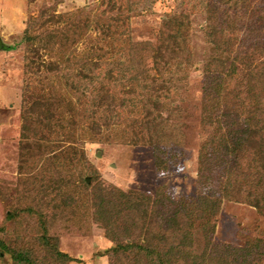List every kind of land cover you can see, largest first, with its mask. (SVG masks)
Here are the masks:
<instances>
[{"label": "rangeland", "instance_id": "obj_1", "mask_svg": "<svg viewBox=\"0 0 264 264\" xmlns=\"http://www.w3.org/2000/svg\"><path fill=\"white\" fill-rule=\"evenodd\" d=\"M213 1L214 5L226 4V0ZM207 2L0 0L1 243L29 250L33 255L53 257L57 252L66 253L70 260L63 264H114L109 250L112 242L93 221L92 208L86 202L89 192L76 186L77 167L85 170L82 177L88 179L87 183L98 180L103 186L124 192L152 193L162 186L172 198L195 194L199 148L207 136L212 139L220 135L213 125L202 122V90L206 84L203 64L210 53L205 37ZM253 4L261 6L264 1L253 0ZM170 11L187 12L190 23L186 45L170 53L169 65L163 67L169 79L166 89L155 92L158 84L150 82L163 66L160 63L153 67L149 57L156 52L150 50L143 53L148 56V71H142L141 64L134 65L132 91L137 94H128L130 82L121 78L128 73L122 65L127 53H133L142 42L152 44L149 48L153 49L156 40H162L161 20ZM231 12L226 19L217 11L215 25L264 27V17L256 19L249 12ZM66 40L69 42L63 43ZM70 40L76 41L71 44ZM59 54L64 59L84 56L96 64L106 62L98 72L117 77L111 81L115 86V94L111 92L114 101L108 100L107 108L99 102L93 107L95 114L97 110L99 115L107 114L97 118L99 132L95 137L79 138L83 129L90 128L86 123L85 128L79 127L80 117L72 111L76 97L64 85L59 87L60 79L55 75ZM62 70L72 71V67ZM142 95L148 96L156 109L153 106L152 117L141 128L144 130L132 139L116 113L119 106L125 110V105ZM33 105L37 109L34 118L38 120L32 124L36 132L32 140L37 142L26 157L22 126L29 122L25 115ZM50 110L53 119H45L44 112ZM148 139H153L152 143ZM77 158L82 165L74 163ZM66 180V185L57 187ZM213 187V180L205 185ZM69 193L75 201L72 199L66 207L62 199ZM237 200L221 201L212 235L217 246L228 243L240 247L254 239L264 240V207ZM41 221L47 226L44 235ZM0 264L18 263L0 247ZM51 264L62 263L54 258Z\"/></svg>", "mask_w": 264, "mask_h": 264}, {"label": "trees", "instance_id": "obj_2", "mask_svg": "<svg viewBox=\"0 0 264 264\" xmlns=\"http://www.w3.org/2000/svg\"><path fill=\"white\" fill-rule=\"evenodd\" d=\"M252 1L226 0L223 6L214 5L213 0L207 2L205 37L210 45V53L203 64L206 84L202 90V122L213 125L220 135L212 139L207 136L199 148L197 189L194 195L172 198L162 186L152 193L139 190L124 192L103 186L98 180L87 183L82 177L85 170L77 167L76 186L89 192L86 202L92 208L93 221L112 242L109 250L113 252L114 264H171L179 261L182 264H264V240L254 239L240 247L228 243L217 246L212 240L223 199H239L237 201H247L257 208L264 207V27L215 25L217 11L226 19L231 11L249 12L250 17L262 19L264 4L252 5ZM227 3H231L229 8ZM189 23L187 12L170 11L161 20L162 40H156L153 49L149 48L152 44L142 42L138 44L142 47L127 53L128 57L122 65L128 73L121 78L130 82L128 94L133 92L135 85L134 65L141 64L142 71H148L145 65L148 56L143 53L150 50L156 52L149 57L153 67H158L160 63L163 65L159 75L151 76L150 82L158 84L155 92L166 89L169 79H166L168 72L163 71V67L169 65L170 53L186 45ZM75 41L70 40V43ZM59 56L55 65V75L60 79L59 87L64 85L76 97L72 111H77L80 117L79 127L85 128L83 125L86 123L90 128L83 129L79 138L95 137L99 132L97 118L101 119L102 115L107 114L99 115V110L95 114L93 107L95 102H99L107 108L110 105L108 100L114 101L115 86H112L111 81H116L117 77L112 78L111 74L104 76L98 72V67L102 64L106 66V62L96 64L87 61L88 58L84 56L80 59H64L62 54ZM69 66L72 71H65L64 74L62 69ZM61 79H64L63 84ZM159 95L156 94L157 97ZM153 106L156 109L152 100L142 95L140 99L136 98L125 105V110L118 107L117 119L126 125L129 137L134 139L138 137V131L141 133L144 130L141 128L152 117ZM27 109L25 118H29V122L22 126L26 139L22 150L26 157L35 150L33 146H36L37 141L32 138L35 139L36 132L32 124L38 120L37 116L34 118L37 112L34 105ZM44 113L45 119H53L51 110ZM148 140L150 143L153 141ZM77 156L81 157V154ZM74 163L80 166L82 160L77 158ZM210 171L214 176H210ZM210 180H213L214 187L205 188ZM60 182L58 188L66 185L68 180ZM72 199L75 198L69 193L63 196L62 204L68 207ZM41 223V235H44L47 226L43 221ZM0 247L2 251H9L18 264H51L54 258L63 264L70 260L63 252H57L52 257L33 255L29 250H16L1 242Z\"/></svg>", "mask_w": 264, "mask_h": 264}, {"label": "water", "instance_id": "obj_3", "mask_svg": "<svg viewBox=\"0 0 264 264\" xmlns=\"http://www.w3.org/2000/svg\"><path fill=\"white\" fill-rule=\"evenodd\" d=\"M87 181H88V179H87Z\"/></svg>", "mask_w": 264, "mask_h": 264}]
</instances>
